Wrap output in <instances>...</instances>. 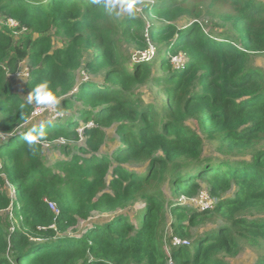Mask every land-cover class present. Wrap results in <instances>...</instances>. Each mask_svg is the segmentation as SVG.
Wrapping results in <instances>:
<instances>
[{
  "label": "trees",
  "instance_id": "trees-1",
  "mask_svg": "<svg viewBox=\"0 0 264 264\" xmlns=\"http://www.w3.org/2000/svg\"><path fill=\"white\" fill-rule=\"evenodd\" d=\"M135 5L149 25L94 0H0L28 33L0 30V264H264V0ZM150 43L152 64L134 56ZM45 81L54 120L24 97ZM202 190L214 207L179 203Z\"/></svg>",
  "mask_w": 264,
  "mask_h": 264
},
{
  "label": "rangeland",
  "instance_id": "rangeland-1",
  "mask_svg": "<svg viewBox=\"0 0 264 264\" xmlns=\"http://www.w3.org/2000/svg\"><path fill=\"white\" fill-rule=\"evenodd\" d=\"M134 8L137 9V11L139 13H141L143 15V18L145 21L148 22V16L144 14L143 12V6L142 5H134ZM206 17V16H205ZM206 21H208V25L212 24V21L210 19H208L207 17L204 19ZM148 25H149V22H148ZM5 29V31H7L10 35H12L14 38H16L17 40L18 39H21L23 37H25L28 33L27 31H22L20 30L18 27H16V25H13L11 24L8 20H6L5 18L3 17H0V30H3ZM156 47L157 49V53L155 54V56H153L150 60V64L154 63V61L156 60V57L158 55V48H157V45L156 44H152L150 43L149 45V49H151L150 47ZM145 52V51H144ZM144 52H136L134 56H139L141 53H144ZM180 57V56H179ZM177 57V58H179ZM260 64V67H264V60H260L259 62ZM21 66L23 67V71L21 73L24 72V68L26 66H28L27 62L26 61H23L21 63ZM181 69L183 70L184 67H181ZM82 73V72H81ZM81 75V74H80ZM79 77V76H78ZM80 78V77H79ZM29 80L27 79L23 74H21L20 76L17 77V81L15 82L16 84V89L19 90V91H22L26 81ZM158 92V89L157 87L154 88L153 90L151 89V86L148 85L147 87H145L143 89V93H144V99L147 101V102H151L153 101L155 98V93L157 94ZM24 97L26 98V95H24ZM63 107L61 106V104H59L55 109L53 110H50V109H46V108H42L40 109L36 114H34V119H42L43 117L47 116V114H51L53 120H54V117L55 115H61L63 114ZM50 117V116H49ZM46 121L45 120H38L37 123H45ZM6 137H4L3 135H0V142L5 140ZM113 140L112 138V135H110V138H109V147L112 145L113 147H115V144L112 143L111 144V141ZM109 150V148H108ZM46 158L48 160V162L51 164V163H54L60 159H63L64 156L59 152V150L57 149H53L49 152L46 153ZM9 189L11 190V194L13 196V198L16 197L15 195V191H16V186H9ZM205 197H208L210 200H212V207H214V203L216 202V199L215 197H213L212 195H210L207 191H204L202 190L200 192V194H198L195 198H189V197H184L182 198L179 203H181V206H183L184 204L187 205L188 201L191 203V206L201 210V207H200V203H202V201H204ZM203 206H209L210 203L209 202H203L202 203ZM211 207V208H212ZM210 209V208H209ZM203 211V210H201ZM174 236L172 234V232L170 231V236L169 238L171 239V237ZM254 256L251 252L249 251H244L237 259H235L233 262V264H252L253 261H254Z\"/></svg>",
  "mask_w": 264,
  "mask_h": 264
},
{
  "label": "clouds",
  "instance_id": "clouds-1",
  "mask_svg": "<svg viewBox=\"0 0 264 264\" xmlns=\"http://www.w3.org/2000/svg\"><path fill=\"white\" fill-rule=\"evenodd\" d=\"M95 3L102 4L103 7L110 13L116 16L123 14L133 15L135 0H94ZM27 104L35 105L38 112L42 108L53 110L60 103V98L56 95L48 82H42L36 85L32 92L27 96ZM24 105H21L23 109ZM35 114V112L33 113ZM45 138L44 126L32 127L28 132L23 135L24 142L29 146V150L35 153L37 145Z\"/></svg>",
  "mask_w": 264,
  "mask_h": 264
},
{
  "label": "built area",
  "instance_id": "built-area-1",
  "mask_svg": "<svg viewBox=\"0 0 264 264\" xmlns=\"http://www.w3.org/2000/svg\"><path fill=\"white\" fill-rule=\"evenodd\" d=\"M9 22L13 25H16V27H18V24L14 21V20H9ZM151 49H148V51H145L144 53H141V59L142 60H148V62H150L151 58L153 56H155L156 52H157V49L156 47H150ZM180 56V57H179ZM179 57V58H177ZM172 63L176 66L177 69H180L181 67H184L185 64H186V58L183 56V55H178V56H175L173 59H172ZM23 71V67L21 66L20 67V70L17 72L16 74V77L20 76L21 74H23L27 79L30 78V70H29V67L26 66L24 68V72L21 73ZM37 113V111L35 110V114ZM59 116H62V114L60 115H55L53 116L54 118H58ZM80 132H82V130H80ZM82 140L83 137H82ZM209 202L210 205L209 206H203V202ZM189 206H191V203L188 201L187 202ZM202 203H200V207H201V210H208L209 208L212 207V200H210L208 197H205L204 201H202ZM50 208L53 210V211H57V208L56 206L53 204V203H50ZM176 243H179V240H175ZM184 244H187V241H184ZM169 264H174L172 260H170V263Z\"/></svg>",
  "mask_w": 264,
  "mask_h": 264
}]
</instances>
